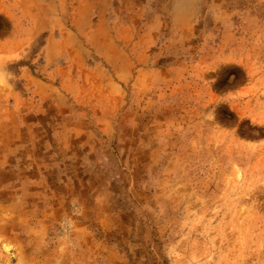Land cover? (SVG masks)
Instances as JSON below:
<instances>
[{"label": "rangeland", "instance_id": "1", "mask_svg": "<svg viewBox=\"0 0 264 264\" xmlns=\"http://www.w3.org/2000/svg\"><path fill=\"white\" fill-rule=\"evenodd\" d=\"M0 264H264V0H0Z\"/></svg>", "mask_w": 264, "mask_h": 264}]
</instances>
